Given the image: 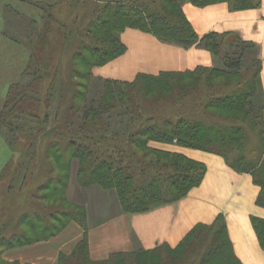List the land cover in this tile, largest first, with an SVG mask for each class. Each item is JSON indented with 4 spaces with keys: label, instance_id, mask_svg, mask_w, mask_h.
I'll return each instance as SVG.
<instances>
[{
    "label": "trees",
    "instance_id": "1",
    "mask_svg": "<svg viewBox=\"0 0 264 264\" xmlns=\"http://www.w3.org/2000/svg\"><path fill=\"white\" fill-rule=\"evenodd\" d=\"M185 2L197 6L226 2L231 10L256 8L261 4V0H85L82 3L71 0L69 12L74 11L75 16L69 25L65 23L60 27L59 40L56 37L54 45L46 42L52 32L49 25L34 35L29 34L26 44L29 51L20 80L10 84L0 109V127L9 133L7 141L12 153L19 156L15 161H8L4 171L21 185L27 181V173L41 178L45 172L34 166L35 148L41 143L42 157L53 162L48 174H58L45 182V199L36 198L38 204L29 205L34 216H29L31 210L26 209L18 214V219L25 220L31 227L40 222V235L33 237L14 232L9 225L2 224L0 249L48 239L72 220L84 229L83 236L70 254H59L57 264H110L112 261L115 264L118 257L127 260V264H136L133 256L152 251L116 252L105 260H92L88 251L85 207L66 201L63 192V201H51L50 193L53 186L66 187L75 160L78 185L113 189L124 213H142L181 199L201 183L204 163L182 153L150 146L151 141L175 142L221 155L229 167L251 176L259 187L255 202L264 207L261 60L256 57L250 66L242 67L246 52L254 49L255 43L231 32L210 31L199 36L183 12ZM35 5L47 11V18L53 20L50 15L54 4L38 2ZM21 17L27 25H34L30 26L34 33L36 21ZM76 21L78 26L73 25ZM127 27L183 48L202 46L220 56L222 67L197 66L157 74L138 72L130 81L104 78L88 98L86 90L90 86L91 68L102 66L126 51L118 34ZM72 34L79 38L74 39ZM82 34L88 40L81 39ZM43 46H49L50 50L45 52ZM73 46L75 52L71 53ZM56 51L59 58L53 57ZM65 52L70 53L63 73L61 57ZM77 64L84 70L78 69ZM223 75L227 77L221 83L212 82ZM229 75L237 76L238 82L228 84ZM203 87L206 91L202 93L207 95L204 109L208 112L204 111L202 118H194L182 111L180 100ZM167 101L169 104H165ZM232 109L241 117L232 118L228 113ZM115 112L119 118L111 125L110 117ZM209 112L217 118L213 119ZM252 135L258 138L259 144L252 147L251 157L241 151V147L248 146ZM20 146L24 148L19 149ZM222 147L226 148L222 150ZM42 185L38 184L37 189ZM60 207L67 208L62 212L65 220L54 223L53 212ZM54 208L55 211H49ZM250 218L264 250V218ZM8 227L9 234H2ZM164 248L161 254L166 258L169 257L167 252L182 248L188 264H241L233 253L222 214L210 224H196L175 248L157 247L158 250Z\"/></svg>",
    "mask_w": 264,
    "mask_h": 264
},
{
    "label": "crops",
    "instance_id": "2",
    "mask_svg": "<svg viewBox=\"0 0 264 264\" xmlns=\"http://www.w3.org/2000/svg\"><path fill=\"white\" fill-rule=\"evenodd\" d=\"M13 1H18L16 3L21 16L31 17L30 6L26 7L25 2L21 0ZM182 9L199 36L210 31L231 32L245 41L259 44L260 77L264 94V0H261L259 7L241 10H231L226 2L204 6L185 2ZM125 46L126 51L122 55L128 51L126 43ZM177 47L175 54L163 55L166 57L162 56L161 63L180 67L173 69L167 67V71L213 66L211 53L207 49L193 46L186 49ZM179 49L193 51L195 57L197 56L196 61H193V58V62L189 63L190 58L187 60L179 58L177 52ZM27 56L24 44L4 34L0 11V62L4 66L0 65V89L5 91L6 88L0 109L10 84L20 80ZM10 59L15 62H9ZM117 59L99 66L97 71L100 69L102 72L101 67L104 69L114 66ZM154 61H157L156 58ZM138 72L140 71L134 73L133 78ZM159 145L161 148L181 151L203 162L206 165V172L202 182L181 199L143 213L130 214L121 211L108 217L104 215L101 219L103 221L95 224L91 220L93 214L87 211L90 258L101 261L116 252H130L138 248L150 249L160 244L175 247L194 224L210 223L221 213L225 218L233 253L240 263L264 264V250L259 245L250 218L253 214L264 217V208L255 203L259 187L253 183L251 176L235 171L221 156L213 153L176 145ZM83 233L84 229L71 220L56 235L7 249L2 253V257L8 261H18L19 264H57L59 254H70Z\"/></svg>",
    "mask_w": 264,
    "mask_h": 264
},
{
    "label": "rangeland",
    "instance_id": "3",
    "mask_svg": "<svg viewBox=\"0 0 264 264\" xmlns=\"http://www.w3.org/2000/svg\"><path fill=\"white\" fill-rule=\"evenodd\" d=\"M22 1L25 2L26 7L30 6V8H31L30 9L31 12H29L31 17H29V18H33L36 21L34 33L31 31V27H30V26H34V25H27V23L23 20V17H21V15H20L21 12H19V10L17 8L18 1L0 0V11H1V17H2V22H3L4 34L11 37L15 41L17 40L20 43L24 44L27 54H28L29 49L26 46V44H28V42H29V34L34 35L37 32L42 31L43 28H45V27H47V25H49V28H51L52 32L49 33L48 38L46 39V42L47 43L49 42V45H54V43H55L54 39L59 40V38H58L59 33L58 32H61L60 27L65 25V23H67L69 25L70 20L73 19L75 16L74 11L72 14L69 12V8H70L69 5L71 4V0H46V1H48L46 3L54 4V6L51 9L52 11H51V15H50L53 17L52 21H50L49 17L47 18V16H48L47 11L44 12L39 6L35 5L36 3L43 2V1L21 0V2ZM79 1H80V3H82L85 0H79ZM145 1L150 2L151 0H145ZM14 3H15V5H14ZM88 3H90V2H88ZM1 4H2V6H1ZM77 9L79 10V8H77ZM81 9L83 11V8H81ZM86 11H88V10H86ZM79 12H80V10L78 11V13ZM80 14H81V12H80ZM82 14H83V12H82ZM26 17H28V16H26ZM73 25L78 26L77 21ZM67 30H68V28H67ZM56 37H57V39H56ZM72 37L74 39H77V38H79V35H77V36L73 35ZM80 37H82L81 39H83L84 41L88 40V38H84L83 34L80 35ZM118 37L124 44L126 43V45L128 46V51L124 55H122V56L120 55V57H117L118 59L116 60V63L114 66L109 67V68H104V69H102V67H101L102 72L99 71L100 69H98V71H97V68L99 66H94L91 68L92 74H91V80H90V84H89L90 86H88V89L86 90L88 98L91 97L96 92V87L100 86V83H101L102 79H104V78H113V79H118V80L130 81V79L133 78L134 73L136 71L146 72V73H150V74H157L160 71H167L166 70L167 67H169V69L180 67L178 65H177L178 67H175L171 64H169V66H166L165 63H161L162 62L161 60H163V58H162L163 55L170 54V56H171L172 54H175V52L178 48L177 45H175V44H171V43L161 41L157 37H155L154 35H152L150 33L143 32V31H140L138 29L130 28V27L123 29L118 34ZM50 42L51 43L54 42V43L51 44ZM13 44H15V43L13 42ZM76 45L77 44H74V46H76ZM74 46L72 47V49L70 48L71 53L75 52ZM255 46L256 47L254 49L248 50V52H246V54L244 56L242 67L246 68V67L250 66V64L252 63V61L256 57L260 58L259 52H260L261 47L257 43H255ZM193 47L204 48V47L199 46V45H196V46L194 45ZM43 50L45 52L46 51L48 52L50 50V48H49V46L48 47L43 46ZM179 50L180 51H177L178 57L183 58L182 60H187L188 58H190V59H188L189 63L196 61L197 56L195 57V54L193 53V51L183 50V49H179ZM210 53L212 56V65L217 66V67H222V61H221L220 56L215 55L212 52H210ZM68 54H67V52H65V54H62V57H61L63 73L66 72L65 71V65L69 59ZM53 57L59 58L58 51H56V53L53 54ZM163 57L165 58L166 56H163ZM155 58L157 60L156 62L154 61ZM193 58H194V60H193ZM0 60H1V58H0ZM9 62H15V61L13 59H10ZM0 65L2 67H4L1 62H0ZM77 65L79 66V67L77 66L78 69H80L82 71L84 70V67H81V65H79V64H77ZM177 71H185V70H177ZM242 72H247V71H242ZM244 74H247V73H244ZM226 77H227V75H223V77H221V78L213 79L212 82L219 84L222 81H224V78H226ZM229 77H230V81L228 84H230V83L233 84V83L238 82L237 76H230L229 75ZM225 87L226 86H224V88ZM5 91H6V88H5ZM5 91L0 89V106H1L2 101H3ZM205 91H206L205 88L204 89L199 88L197 91L191 92V94H189V93L185 94L184 96L181 97V100H180L181 102L179 104V107L182 109V111H185L186 113L192 114L194 118H200V117L202 118L204 115V111H206L204 109V102L207 100V98H206L207 95L202 93ZM169 102L170 101H167L165 104H169ZM54 105H55V102L52 103V106H54ZM52 110H53V108H52ZM206 112H208V111H206ZM228 113L230 114V116L232 118L241 117L240 115L237 114V111L234 109H232V111H228ZM209 114L211 115L210 112H209ZM211 116H213V119L217 118L214 115H211ZM118 118L119 117L117 116L116 112L113 113L110 117V124L111 125L116 124L118 121ZM20 122L23 123V120H21ZM114 127L116 128L117 126H114ZM8 136H9V133H7V130L4 127H0V227L2 224L9 225L11 230H13L14 232H21V233H24L25 235H30V236L34 237L36 235H40L38 233L41 230V223L38 221L39 222L38 226L35 225L34 227H31V225L28 222H25V220L20 221L18 219V218H20L18 216V214L22 213L25 209L31 210L28 207H29V205H31V202L37 203L36 198L45 199V198H43V195L45 194V192H47L46 183L48 181H50V178H52V177H53V179H55V177L57 176L56 174H58V172L48 174V172H47L49 170L48 167H51L53 165V162H52V159H45L42 157V156H44L43 155L44 154V148H43V145H41V143H38L39 145L37 144V146L35 148L36 150H35L34 166L36 168H41L42 172H45V173H42L43 175H41V178H39V177L36 178L37 175L36 176L34 174L29 175V173H27L28 178H27V181L25 182L24 185H21V182L19 180L18 181H12L10 173L5 174L4 167L8 161H15L19 156H18V153H12L13 152L12 148L7 141ZM159 144L176 145L177 147H181V148L184 147V148H188V149H196V148L181 146L175 142H173V143H159V142H154V141L149 142L150 146L161 148L162 146ZM258 144H259L258 138H256L254 135H252L250 137L249 142H248V146L247 147H241V151H245V154L252 157L253 152L251 149L254 146H258ZM23 148H24L23 146L19 147V149H23ZM225 148L226 147H222L220 149L223 150ZM162 149H165V148L163 147ZM166 150L182 153L185 156L189 157L185 153H183L181 151H177L175 149H166ZM197 150H201V149H197ZM201 151H205V150H201ZM205 152H209V151H205ZM209 153H213L215 155L221 156V155L214 153V152H209ZM189 155H192V153H189ZM189 158H191V157H189ZM191 159H194V158H191ZM194 160H196V159H194ZM197 161H199V160H197ZM75 168H76V162L74 160V162L72 163V173H71L68 181L66 182L67 185L65 188H63V186H60L59 188H58V186H53L55 188L52 189V187H51V193H50V200L51 201H53V199H56L57 201H63V200H61V198H62L61 194L63 192L62 195H64L66 201L72 202L75 204H79V205H82L83 207H86L87 208V209L85 208L86 212L88 211L89 213L93 214L91 217V220L95 224L103 221L101 219H103L102 216H104V215H106V217H108L109 215L111 216L114 213L122 211V209L119 206L117 195L113 189H103L97 185H92L89 187L79 186L77 183V180H76V176H75ZM205 172H206V165H205ZM205 172H204V175H205ZM204 175H203V178H204ZM47 178L49 180H47ZM203 178H202V180H203ZM202 180H201V182H202ZM38 184H43L40 189H37ZM52 184H50V186H52ZM256 198H257V196H256ZM255 201H256V199H255ZM44 202L47 203V201H44ZM85 204L88 206H85ZM162 205H164V204H162ZM162 205L154 206V208L160 207ZM46 207L47 206H43V208L47 209ZM260 207H262V206H260ZM41 209H42V206H41ZM66 209H67L66 207H60V208H57V211H55V208L49 210L50 212L53 210L55 211V212H53L54 217L56 218V219H53L54 223H57L59 219L61 221L65 220V218L63 217L64 213H62V212L66 211ZM130 214H132V213H130ZM219 214H221V213H219ZM219 214H217V215H219ZM28 215L32 216L33 211L31 210L28 213ZM217 215H216V217H217ZM251 216H257V215L253 214ZM257 217H259V216H257ZM215 218L213 219V221L215 220ZM261 218H264V217H261ZM106 219H108V218H106ZM50 221H52V219H50ZM212 222H210V223H212ZM210 223L197 222L196 224H210ZM196 224H194L190 229H192ZM10 228L9 227L6 228V230L2 234H9V232L11 231ZM162 245H165V244H162ZM158 246L159 245H155V247L150 248V249H144V248L139 249L138 248L137 250L149 251V252L152 251V252L151 253L147 252L148 254H146V255L137 253V255L133 256V258L135 257V260L137 261L136 264H188L189 263V261L186 259L185 255L182 252V248L174 251V253H172L170 251H169V253L167 252V255L169 257L166 258L164 255L161 254V251H165L166 248L158 250L157 249ZM166 246H167V248H172V249L176 247V246L170 247L167 244H166ZM7 249H10V248L0 249V264H19L18 261H15V263H14V261H8V259H5L4 257H2V253ZM133 251H135V250H133ZM141 251H139V252H141ZM153 251H155V252H153ZM131 260H132V257H131ZM115 262H116L115 264H127L128 263V261L123 259V257H118ZM84 264H86V263H84ZM110 264H114V262L112 261ZM193 264H198V262L193 263Z\"/></svg>",
    "mask_w": 264,
    "mask_h": 264
}]
</instances>
